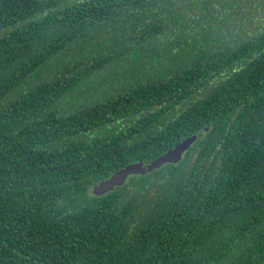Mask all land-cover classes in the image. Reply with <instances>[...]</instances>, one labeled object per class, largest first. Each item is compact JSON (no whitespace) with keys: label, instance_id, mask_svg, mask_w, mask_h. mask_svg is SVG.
Listing matches in <instances>:
<instances>
[{"label":"trees","instance_id":"trees-1","mask_svg":"<svg viewBox=\"0 0 264 264\" xmlns=\"http://www.w3.org/2000/svg\"><path fill=\"white\" fill-rule=\"evenodd\" d=\"M0 264H264V0H0Z\"/></svg>","mask_w":264,"mask_h":264},{"label":"water","instance_id":"water-1","mask_svg":"<svg viewBox=\"0 0 264 264\" xmlns=\"http://www.w3.org/2000/svg\"><path fill=\"white\" fill-rule=\"evenodd\" d=\"M196 140V134L186 137L151 163L136 162L116 171L108 179L100 180L94 185V194L97 196L105 195L112 192L116 187L123 186L130 176H144L154 170L160 169L164 165H175L179 163L183 155L189 150Z\"/></svg>","mask_w":264,"mask_h":264},{"label":"rangeland","instance_id":"rangeland-1","mask_svg":"<svg viewBox=\"0 0 264 264\" xmlns=\"http://www.w3.org/2000/svg\"><path fill=\"white\" fill-rule=\"evenodd\" d=\"M113 42L112 41H110V43L109 44H112ZM121 62L122 61H120V62H118L117 64H115V65H110V67L107 69L108 70V72H110V71H114L115 73L117 72V71H119L121 68H122V64H121ZM103 73V74H100V75H95V76H93L90 80H86V84L85 85H83L84 86V89L86 88V90L88 89V87H89V90L91 89V86H93V84H95V82L96 81H98V80H100V79H104V77L107 75V74H109V73ZM113 80V79H112ZM92 84V85H91ZM120 85L122 84L121 82L119 83ZM118 84V85H119ZM117 87V86H116ZM116 87H114V88H116ZM94 89H96V88H94ZM96 91H100L99 89L98 90H96ZM86 98V96H84V97H82V98H80L79 99V101H82V100H84ZM79 101H77V102H79Z\"/></svg>","mask_w":264,"mask_h":264}]
</instances>
